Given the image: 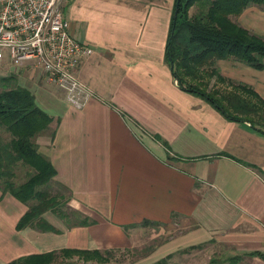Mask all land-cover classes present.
Returning a JSON list of instances; mask_svg holds the SVG:
<instances>
[{
  "label": "crops",
  "instance_id": "0c3cea01",
  "mask_svg": "<svg viewBox=\"0 0 264 264\" xmlns=\"http://www.w3.org/2000/svg\"><path fill=\"white\" fill-rule=\"evenodd\" d=\"M175 6L64 0L72 34L94 49L77 72L92 92L83 108L39 69L0 71L16 75L52 117L36 138L56 169L49 191L68 195L73 215L88 220L48 211L56 231L18 229L29 204L0 189V264L66 248H147L149 240L146 263L190 253L207 263L264 264V135L178 84L167 58ZM238 19L264 37V6L250 5ZM218 67L264 98V69L231 59ZM145 220L176 234L158 244L164 228L148 231Z\"/></svg>",
  "mask_w": 264,
  "mask_h": 264
},
{
  "label": "trees",
  "instance_id": "16d2710c",
  "mask_svg": "<svg viewBox=\"0 0 264 264\" xmlns=\"http://www.w3.org/2000/svg\"><path fill=\"white\" fill-rule=\"evenodd\" d=\"M250 5L264 6V0H176L167 58L183 89L206 99L226 118L249 123L264 135V98L252 86L224 76L218 67L219 61L231 59L264 69V37L242 26L238 19ZM51 121L52 117L37 105L33 92L20 85L16 75L0 76V130L11 136L6 140L0 134V185L19 201L32 203L18 222V229L30 226L42 231L57 230L44 214L57 212L63 195L49 191L56 169L39 152L36 142ZM20 165L28 169L27 178L17 183ZM78 216L75 224L88 223ZM113 256L110 250L66 248L6 264H72L75 259L88 263L107 261Z\"/></svg>",
  "mask_w": 264,
  "mask_h": 264
},
{
  "label": "built area",
  "instance_id": "2783aa9c",
  "mask_svg": "<svg viewBox=\"0 0 264 264\" xmlns=\"http://www.w3.org/2000/svg\"><path fill=\"white\" fill-rule=\"evenodd\" d=\"M93 52L72 34L64 0H0V71L39 69L83 108L92 92L77 72Z\"/></svg>",
  "mask_w": 264,
  "mask_h": 264
},
{
  "label": "rangeland",
  "instance_id": "374dc122",
  "mask_svg": "<svg viewBox=\"0 0 264 264\" xmlns=\"http://www.w3.org/2000/svg\"><path fill=\"white\" fill-rule=\"evenodd\" d=\"M64 14H65V10H64ZM0 134L1 136L8 140L10 139V134L5 132V131H2L0 130ZM26 172H25V168L22 167L20 165V168H19V171H18V176L15 178V181L18 183L20 182H23L25 181L26 179ZM0 189L3 191L2 189V186L0 185ZM64 189H59L58 191L59 192H63ZM68 197V195H63V198L61 199V204H60V207H59V210L58 211H62V213H70L71 210L67 207V203H66V198ZM32 204V203H31ZM30 206V204L28 205ZM69 216V217H68ZM68 216L65 215L66 218H69L71 223H74L75 222V215L72 214H68ZM79 219H81V216H78ZM147 227H149L148 231H152V229L154 228V230H160V228H164V236L160 239V242L158 241L157 243L160 244L163 242V240L165 238L169 239L171 238L173 235H175L176 233L173 232L172 230V226H164V225H152V224H149V225H146ZM145 226V227H146ZM163 226V227H162ZM144 227V226H143ZM148 231H145L147 232L144 233L145 235L142 237V239L146 236L148 238V234L150 232ZM150 237V236H149ZM149 239V238H148ZM146 240V239H144ZM150 244L149 247L147 248H144V247H141V248H136V249H133V250H129V249H126V250H119L117 252L114 253V256L112 259L110 260H107V261H90V262H85L83 260H79L77 261L76 259L74 260V262H72V264H159L160 261H162V259L158 260V261H149V262H142L145 260V256L146 254H148L149 252H151L152 250V245L154 244L152 242V240L148 241ZM198 252V251H196ZM183 253H180V255H177V254H174L173 257L171 258H164L166 261L163 263V264H217L215 261L212 262V263H207L206 260H208L205 256H202L200 259H199V256H193L192 254H188V255H182ZM204 261V262H200V261ZM64 263H69V262H63L62 264Z\"/></svg>",
  "mask_w": 264,
  "mask_h": 264
},
{
  "label": "water",
  "instance_id": "95a60500",
  "mask_svg": "<svg viewBox=\"0 0 264 264\" xmlns=\"http://www.w3.org/2000/svg\"><path fill=\"white\" fill-rule=\"evenodd\" d=\"M179 2V1H178ZM171 68H172V70H173V65H171Z\"/></svg>",
  "mask_w": 264,
  "mask_h": 264
}]
</instances>
